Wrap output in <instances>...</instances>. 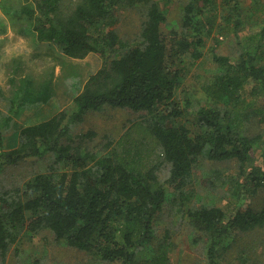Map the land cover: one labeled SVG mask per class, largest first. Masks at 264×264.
<instances>
[{"label": "trees", "instance_id": "trees-1", "mask_svg": "<svg viewBox=\"0 0 264 264\" xmlns=\"http://www.w3.org/2000/svg\"><path fill=\"white\" fill-rule=\"evenodd\" d=\"M67 1L22 0L15 11L27 22L20 33L58 49L63 79L75 94L72 114L60 112L22 128L16 146L5 150L3 134L13 116L54 95L52 75L38 79L15 70L9 78L8 110H0V172L25 160L51 159L45 172L21 185L0 187V264L20 239L42 233L103 264H170L164 252L134 258L154 237L167 204L178 206L205 238V264H264V252L258 255L243 241L264 230V199L256 209L246 198L264 188V168L251 164L261 136L250 134L249 127L264 116V24L241 38L236 20L231 27L239 47L236 58L215 53L218 42L213 43L216 72L201 86L207 101L190 116V105L180 103L176 89L185 57L195 62L203 55L202 30L210 35L218 27L221 34L229 25L215 23V0H185L171 25L158 0ZM232 1L224 0L238 16L239 6ZM124 6L139 10L136 41L117 31L116 11ZM5 32L0 21V34ZM89 54L100 56L102 64L82 84L77 66L66 60ZM105 107L141 114L116 140L105 136L102 153L95 157L85 144L95 133L73 135L71 126ZM201 160L238 163V177L229 180L234 199L221 207L184 211ZM169 187L173 191L167 199ZM13 251L17 255L19 250ZM228 256L235 257L233 262Z\"/></svg>", "mask_w": 264, "mask_h": 264}, {"label": "rangeland", "instance_id": "rangeland-1", "mask_svg": "<svg viewBox=\"0 0 264 264\" xmlns=\"http://www.w3.org/2000/svg\"><path fill=\"white\" fill-rule=\"evenodd\" d=\"M21 1L0 0V21L6 26V32L0 34V110L4 113L8 110L6 98L9 97L11 90L9 78L15 70H19L18 75L31 74L38 79L52 75L54 95L47 103L21 110V114L15 116L11 127L3 134V149L17 144L18 137L14 135V132L49 119L60 112L70 115L74 110L75 92L63 79L64 74L60 66L62 57L58 49L54 45L36 41L32 36L19 32L20 26L26 28L27 25V22L22 20L23 18L15 15ZM185 2V0H158L159 7L167 12L168 20H170L168 25L180 17ZM233 3L239 6L238 16L232 10V5L224 0H215V23H221L222 26L228 23L227 29H221L222 33L219 34L220 28L215 27L210 35L203 29L201 36L205 45L201 48L202 57L195 62L186 57L184 59L183 79L176 89V96L183 106L190 105V116L194 115L195 108L205 105L207 101L201 86L211 80L216 72V65L212 61L213 43L216 40L218 42L214 49L215 53L236 58L239 47L235 43L237 40L231 29L236 20L238 21V18L240 20L237 33L241 38L259 31L264 24L263 0H233L231 4ZM116 17V28L121 37L136 41L141 21L138 8L121 7L117 9ZM66 61L77 66L82 84L102 64V58L96 54H89L79 60ZM261 106H264V102ZM140 114L127 109L105 107L99 112L88 113L81 123L71 126V133L76 135L93 131L95 133L93 141H86L85 144L92 148L94 156L97 157L102 153V146L106 142L105 136L116 140L127 126L138 119ZM249 127L250 134L261 136L253 148L251 164L264 168V116L263 119L260 117L253 119ZM50 159L51 156L48 155L34 160H25L17 165L5 166L0 172V187L21 185L34 175L45 172ZM238 175L239 167L236 161L206 162L201 160L195 167L194 180L188 188L190 196L189 200L184 203V211L194 206L221 207L231 202L234 199L233 183L229 180L237 178ZM172 191L170 187L167 189V199L171 197ZM246 198L252 207L259 209L264 199V188L246 195ZM204 240L201 234L190 227L187 217L181 214L178 206L172 207L167 204L156 220L154 237L135 251L134 258L141 260L150 258L157 252H164L170 264H205ZM243 241L258 250V255L261 251L264 252V230L246 235ZM14 249L19 250L17 255H14ZM234 253L235 250H231L230 256ZM234 258L230 257L231 262ZM35 262L41 264H103L88 253L67 247L63 241L55 240L48 233L23 237L10 249L5 260V264H34Z\"/></svg>", "mask_w": 264, "mask_h": 264}, {"label": "crops", "instance_id": "crops-1", "mask_svg": "<svg viewBox=\"0 0 264 264\" xmlns=\"http://www.w3.org/2000/svg\"><path fill=\"white\" fill-rule=\"evenodd\" d=\"M264 1V0H263ZM24 110H26V109H24ZM23 111V110H22ZM21 113L20 112H18V114L16 115L15 114V116H19ZM13 115V114H12ZM15 116H13V121H14V118H15ZM18 118H20V117H18ZM47 118H49V117H47ZM51 118V117H50ZM39 123V122H38ZM36 124V123H35ZM11 127V126H10ZM7 131V130H6ZM18 134H19V131H16V132H14V135H16V137H18ZM15 137V138H16ZM16 145H11L10 147H8L7 149H5V150H8V149H11V148H14Z\"/></svg>", "mask_w": 264, "mask_h": 264}]
</instances>
